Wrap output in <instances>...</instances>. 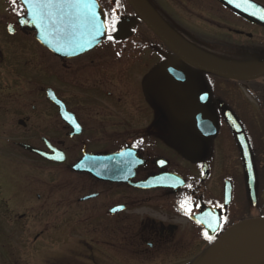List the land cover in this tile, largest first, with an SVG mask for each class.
Instances as JSON below:
<instances>
[{"label":"flooded vegetation","instance_id":"obj_1","mask_svg":"<svg viewBox=\"0 0 264 264\" xmlns=\"http://www.w3.org/2000/svg\"><path fill=\"white\" fill-rule=\"evenodd\" d=\"M197 1L229 13L217 0ZM98 2L105 25L115 16V30L106 27L91 53L62 59L19 22L20 0H0V264H203L225 231L264 218V77L216 78V90H191L180 77L194 102L185 118L175 103L180 90L125 85L157 53L174 57L127 0ZM255 42L264 52V37ZM83 76L90 90L62 89ZM222 107L244 135L251 189ZM125 150L118 181L72 169L85 156ZM204 225L218 227L211 241Z\"/></svg>","mask_w":264,"mask_h":264},{"label":"water","instance_id":"obj_2","mask_svg":"<svg viewBox=\"0 0 264 264\" xmlns=\"http://www.w3.org/2000/svg\"><path fill=\"white\" fill-rule=\"evenodd\" d=\"M27 6V20L30 26L26 29L35 30L38 35L36 38L42 45L49 48L55 55L72 59L86 54L96 48L105 38L104 16L99 8L97 1L93 0V5L89 9L87 6L77 8H64L58 6L51 8H39L34 3L21 0ZM236 14L244 17L250 23L264 27V8L246 0H219ZM129 4L146 26L162 41V43L180 60L191 67L206 73L220 76L237 81H250L264 76V64L252 72H242L234 69H225L215 65H209L196 59L182 49L166 32H164L145 12L137 0H128ZM239 5V6H237ZM94 14V15H93ZM158 92L180 90L179 98L175 100L179 110L185 109L186 116L190 117L193 113V101L187 97L188 89L182 87L181 81L177 78H166L155 85ZM187 106V107H185ZM237 141L241 143L243 136L235 121L224 114ZM65 119V118H64ZM66 121H69L68 119ZM194 136H190L192 142ZM121 153L107 157H93L83 159L73 167L76 172H87L91 176L107 181H117L112 178L117 176L115 168ZM245 166L247 168V182L252 186L253 172L248 155L243 154ZM88 163V164H87ZM109 166L108 170L103 171V167ZM105 177V178H103ZM264 229V220H248L241 222L227 232L211 248L204 264H223L226 257V250L230 243L242 232ZM208 235L212 230H207Z\"/></svg>","mask_w":264,"mask_h":264},{"label":"rangeland","instance_id":"obj_3","mask_svg":"<svg viewBox=\"0 0 264 264\" xmlns=\"http://www.w3.org/2000/svg\"><path fill=\"white\" fill-rule=\"evenodd\" d=\"M153 1L160 7V9L165 12H163L165 14V18L167 17L169 18V20H173V22H175L174 26L177 27L178 32L181 31V33L186 34V36L191 39L193 47H191L185 41L183 42L178 39L181 43L185 44L191 49L194 48L193 50L198 51L210 61L217 64H223L220 63L217 59H222L225 61L228 60V58H241V55H237L235 57L232 55L236 53L239 49L244 53L251 52V50L247 51L241 48H246L244 44H249L247 43V38L245 36L242 37L241 35L238 36L235 34V32H240L242 33V35H247V33L252 34V36L255 38V41H259L264 37V31H262V29H254L252 27L240 26L239 22L236 19H233L232 16L227 12L223 11L226 15L223 13H212L207 5H204L202 2H199L197 0ZM201 49L203 51H200ZM253 55H255L258 61H260L261 56H257L260 55L259 47L257 48V54ZM165 66L166 65L163 64L162 68L158 69V72L152 71V69L140 68V77L136 80L137 82L135 83V85L134 83H131L130 80L127 81V79L124 83L125 85H128L130 87H135L136 85H139L138 81H140V90L141 93H143V90H145L144 88L146 85L148 86L150 84L153 87L155 84L154 82L157 79L166 75V72L164 70ZM77 80L79 82H76L77 84L75 83L74 86L72 81L70 82L71 84L62 83V89L64 88V90H90L92 84L85 80L84 76L81 78H77ZM120 85L123 86L121 82L118 86ZM68 86H70V88H68ZM243 98L248 100L249 102L248 95L244 94ZM142 99L143 97H141V103H143ZM145 125L146 121L142 119L141 127ZM233 260L234 259L230 260L229 262L232 261L233 263ZM262 262L264 261H261L260 263Z\"/></svg>","mask_w":264,"mask_h":264},{"label":"bare ground","instance_id":"obj_4","mask_svg":"<svg viewBox=\"0 0 264 264\" xmlns=\"http://www.w3.org/2000/svg\"><path fill=\"white\" fill-rule=\"evenodd\" d=\"M176 42L199 61L212 64V62L206 57L186 47L179 41ZM262 258H264V229H256L254 231L250 230L243 235H239L233 241L226 253V259L223 264H252L253 261ZM232 259H234L233 263L232 261L229 262Z\"/></svg>","mask_w":264,"mask_h":264},{"label":"snow or ice","instance_id":"obj_5","mask_svg":"<svg viewBox=\"0 0 264 264\" xmlns=\"http://www.w3.org/2000/svg\"><path fill=\"white\" fill-rule=\"evenodd\" d=\"M13 3H15V0H12ZM26 2L34 3L39 8H51L53 6H58L61 9L68 8H79L81 6H87L89 9L93 5V0H26ZM231 2V0H230ZM246 2V0H245ZM239 6V5H237ZM94 15V14H93ZM115 24H116V18L113 16L110 24L105 25V27L110 28V30H115ZM108 39H112L111 36L108 37ZM62 158V157H61ZM163 163V162H161ZM181 205L183 206V202H181ZM187 214V213H186ZM209 241H211L212 237H207Z\"/></svg>","mask_w":264,"mask_h":264},{"label":"trees","instance_id":"obj_6","mask_svg":"<svg viewBox=\"0 0 264 264\" xmlns=\"http://www.w3.org/2000/svg\"><path fill=\"white\" fill-rule=\"evenodd\" d=\"M242 49H244L243 47H241ZM241 56H243L242 54H240ZM232 60H234V58H231ZM240 59H243V57H241ZM228 60H229V58H228ZM249 60H250V58H249Z\"/></svg>","mask_w":264,"mask_h":264}]
</instances>
